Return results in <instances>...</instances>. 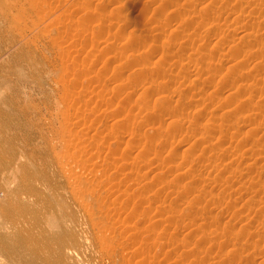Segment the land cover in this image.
Listing matches in <instances>:
<instances>
[{"label": "rangeland", "instance_id": "1", "mask_svg": "<svg viewBox=\"0 0 264 264\" xmlns=\"http://www.w3.org/2000/svg\"><path fill=\"white\" fill-rule=\"evenodd\" d=\"M0 92L17 253L264 264V0H0Z\"/></svg>", "mask_w": 264, "mask_h": 264}, {"label": "bare ground", "instance_id": "2", "mask_svg": "<svg viewBox=\"0 0 264 264\" xmlns=\"http://www.w3.org/2000/svg\"><path fill=\"white\" fill-rule=\"evenodd\" d=\"M25 40V39H24ZM1 93V92H0ZM9 94V93H8ZM12 94V93H11ZM2 95V94H1ZM5 100V99H4ZM12 100V99H11ZM2 101V100H1ZM6 102V101H5ZM14 102V101H13ZM1 103V102H0ZM2 104V103H1ZM0 104V105H1ZM2 108V107H1ZM13 110V109H12ZM5 113V112H4ZM6 117V116H5ZM6 120V119H5ZM12 121V120H11ZM22 121V120H21ZM13 122V121H12ZM16 125V124H15ZM14 126V125H13ZM18 126V125H17ZM9 127V126H8ZM19 127V126H18ZM2 133V132H1ZM9 136V135H8ZM6 137V136H5ZM72 138V137H71ZM13 144H15V143H13ZM12 145V144H11ZM16 145V144H15ZM70 145V144H69ZM8 147H10V146H8ZM12 149V148H11ZM3 153V152H2ZM32 154H34L33 152H32ZM58 155V154H57ZM30 156V155H29ZM59 156V155H58ZM60 157V156H59ZM58 157V158H59ZM72 157V156H71ZM6 161V160H5ZM29 161V160H28ZM1 162V161H0ZM12 163V162H11ZM0 165H2V164H0ZM33 165H34V163H33ZM20 166V165H19ZM32 166V165H31ZM24 166L22 165V168H23ZM1 168L3 169V167L1 166ZM9 168V167H8ZM31 168V167H30ZM1 171V170H0ZM30 171V170H29ZM39 171V170H38ZM40 172V171H39ZM38 172V173H39ZM5 174V173H4ZM33 174H34V172H33ZM67 174V173H66ZM17 176V175H16ZM36 176V175H35ZM35 176H33V177H35ZM69 176V175H68ZM3 177V176H2ZM5 178H7V177H5ZM88 178V177H87ZM5 180V179H4ZM37 180V179H36ZM8 181H9V179H8ZM11 181V180H10ZM23 181V180H22ZM24 182V181H23ZM9 183V182H8ZM26 185H27V183L26 182H24ZM32 183V182H31ZM5 184V183H4ZM19 184V183H18ZM30 185V183L27 185L28 187H30L29 186ZM33 186V185H32ZM31 186V187H32ZM76 186V185H75ZM15 187V186H14ZM17 188H19V186H16ZM25 187V186H24ZM23 187V188H24ZM34 187V186H33ZM37 186H35V188H36ZM42 187H43V185H42ZM26 188V187H25ZM34 188V189H35ZM40 188V187H39ZM56 188V187H55ZM77 188V187H76ZM10 189V188H9ZM15 189V188H14ZM29 189V188H28ZM33 189V188H32ZM32 189H30V190H32ZM33 189V190H34ZM50 189V188H49ZM48 189V190H49ZM53 189V188H52ZM58 189V188H57ZM79 189V188H78ZM21 190V189H20ZM41 190V188L40 189H38V190H36V192L37 193H39L38 191H40ZM13 191V190H12ZM23 191V190H22ZM43 191V190H42ZM46 191V190H45ZM15 192V191H14ZM16 193V192H15ZM48 193V192H47ZM24 194V193H23ZM24 195H26V194H24ZM38 195V194H37ZM41 195V194H40ZM32 196V195H31ZM33 196H35V195H33ZM43 196H44V193H43ZM43 196H41L42 198H43ZM38 199V198H37ZM46 199V198H45ZM51 199V198H50ZM19 202H21V200L19 201ZM43 202V201H42ZM25 203V202H24ZM44 203V202H43ZM31 205V204H30ZM55 205V204H54ZM26 206H27V204H26ZM25 206V207H26ZM29 206V205H28ZM27 206V207H28ZM32 206V205H31ZM42 206H43V204H42ZM23 207H24V205H23ZM47 207V206H46ZM45 208V207H44ZM43 208V209H44ZM35 209V208H34ZM42 209V208H41ZM45 210V209H44ZM52 210V209H51ZM50 210V211H51ZM38 211H41V210H39L38 209ZM36 212V211H35ZM39 213H41V212H39ZM40 215V214H39ZM33 216V215H32ZM13 218L10 216V215H8V214H6V215H3V216H1L0 215V257L1 258H3V259H5V261H6V263L5 264H38L37 263V260L36 259H38L37 257L38 256H41L40 255V251H36V250H32L31 248H28V246H27V248L26 249H23L22 251H21V253H17V251H16V246H18V244H23V242L25 243L26 241L25 240H23V239H21L20 237H19V235L17 234V232H19L16 228H18V227H16L15 226V222L12 220ZM36 220V219H35ZM43 220V219H42ZM47 221V220H46ZM38 222V221H37ZM39 223V222H38ZM46 223V222H45ZM37 224V223H36ZM63 224V223H62ZM66 224V223H65ZM65 226V225H64ZM44 229V228H43ZM68 229V228H67ZM20 230V229H19ZM36 230V229H35ZM34 230V231H35ZM39 230V229H38ZM65 230V229H64ZM17 231V232H16ZM41 231H42V229H41ZM41 231H39V233H41L40 235H42V233L43 232H41ZM49 231V230H48ZM66 231V230H65ZM47 232H45V234H46ZM61 233V232H60ZM37 234V233H36ZM48 234H50L51 235V233H48ZM65 235H66V232H65ZM25 236V235H24ZM45 236V235H44ZM72 236V235H71ZM27 237V236H26ZM39 237V236H38ZM47 237V236H46ZM46 237H44V238H46ZM53 237V236H52ZM55 237V236H54ZM30 238V237H29ZM69 238V237H68ZM34 239V238H33ZM49 239V238H48ZM53 239V238H52ZM43 240V239H42ZM59 240V241H58ZM57 240V242L59 243V244H64V242L61 240V239H58ZM55 241V240H54ZM32 242V244L31 245H33V241H31ZM42 242V241H41ZM29 243H30V241H29ZM28 243V244H29ZM39 243H40V241H39ZM66 243V242H65ZM34 244H35V241H34ZM36 244H37V242H36ZM44 244V243H43ZM43 244H41V245H43ZM57 244V243H56ZM70 244H71V242H70ZM25 246H26V244H25ZM25 246H23V247H25ZM37 246V245H36ZM56 246V245H55ZM64 246V245H63ZM35 247V246H34ZM46 247V246H45ZM43 248H44V245H43ZM74 248V247H73ZM34 249V248H33ZM39 249V248H38ZM61 249V248H60ZM76 251V250H75ZM52 254H53V252H52ZM62 255V254H61ZM42 258H43V256H41ZM40 257V258H41ZM39 261V260H38Z\"/></svg>", "mask_w": 264, "mask_h": 264}]
</instances>
